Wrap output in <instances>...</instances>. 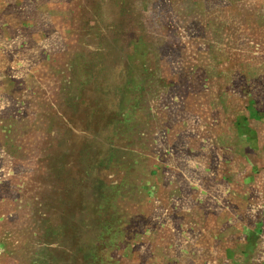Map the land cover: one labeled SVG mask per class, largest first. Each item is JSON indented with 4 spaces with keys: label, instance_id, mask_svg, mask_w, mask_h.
Instances as JSON below:
<instances>
[{
    "label": "rangeland",
    "instance_id": "obj_1",
    "mask_svg": "<svg viewBox=\"0 0 264 264\" xmlns=\"http://www.w3.org/2000/svg\"><path fill=\"white\" fill-rule=\"evenodd\" d=\"M0 264H264V0H0Z\"/></svg>",
    "mask_w": 264,
    "mask_h": 264
}]
</instances>
